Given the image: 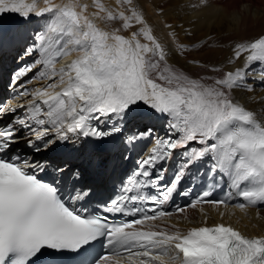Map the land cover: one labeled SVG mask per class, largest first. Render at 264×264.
<instances>
[{"label":"snow or ice","instance_id":"1","mask_svg":"<svg viewBox=\"0 0 264 264\" xmlns=\"http://www.w3.org/2000/svg\"><path fill=\"white\" fill-rule=\"evenodd\" d=\"M166 27L143 0H0V264H264V236L204 209L264 207V32L212 63L215 26Z\"/></svg>","mask_w":264,"mask_h":264},{"label":"bare ground","instance_id":"2","mask_svg":"<svg viewBox=\"0 0 264 264\" xmlns=\"http://www.w3.org/2000/svg\"><path fill=\"white\" fill-rule=\"evenodd\" d=\"M166 2L167 4H164ZM189 0H143L144 7L150 19L155 26L158 36L166 37L170 31L167 24H171L177 31L181 41L187 40L185 29L191 31L190 23H195L199 29V35L204 36L205 32L217 28V35L224 37L218 41L211 49L204 52H194L193 55L202 60L217 63L223 61L230 55L228 44L232 39L255 37L264 32V0H210L209 6L201 11L189 12L183 5ZM107 3L114 4V0H107ZM243 6V11L241 8ZM160 9L164 10L163 15ZM239 17V22L234 23L233 15ZM228 31H235L228 35ZM243 63V59L238 62ZM253 76L257 74L252 72ZM257 98L264 96V86L257 83L255 85ZM208 215V223L216 220L232 222L247 234L264 235V209H240L231 206L228 209L221 207L215 210L210 206H204ZM220 212H225L221 219ZM189 217L193 225H198L203 219L198 209L189 210ZM176 222V221H175ZM181 227L190 225L183 220L179 221Z\"/></svg>","mask_w":264,"mask_h":264},{"label":"rangeland","instance_id":"3","mask_svg":"<svg viewBox=\"0 0 264 264\" xmlns=\"http://www.w3.org/2000/svg\"><path fill=\"white\" fill-rule=\"evenodd\" d=\"M164 4H167L166 2H164Z\"/></svg>","mask_w":264,"mask_h":264}]
</instances>
